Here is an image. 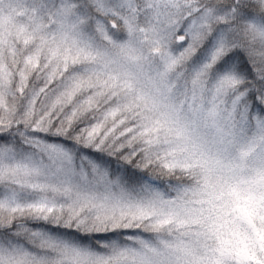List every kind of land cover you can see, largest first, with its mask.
Instances as JSON below:
<instances>
[{
	"label": "snow or ice",
	"instance_id": "6c2138e0",
	"mask_svg": "<svg viewBox=\"0 0 264 264\" xmlns=\"http://www.w3.org/2000/svg\"><path fill=\"white\" fill-rule=\"evenodd\" d=\"M0 264H264V0H0Z\"/></svg>",
	"mask_w": 264,
	"mask_h": 264
}]
</instances>
